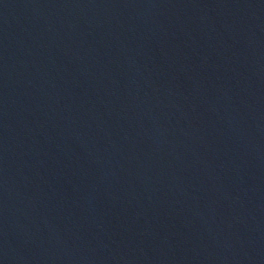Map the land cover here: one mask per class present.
<instances>
[{"label":"water","instance_id":"obj_1","mask_svg":"<svg viewBox=\"0 0 264 264\" xmlns=\"http://www.w3.org/2000/svg\"><path fill=\"white\" fill-rule=\"evenodd\" d=\"M264 88V0H0V264H225Z\"/></svg>","mask_w":264,"mask_h":264}]
</instances>
